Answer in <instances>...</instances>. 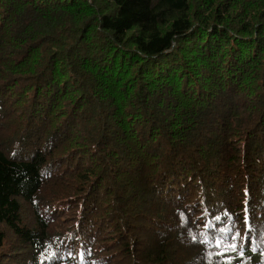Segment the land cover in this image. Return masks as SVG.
Instances as JSON below:
<instances>
[{
  "label": "trees",
  "instance_id": "16d2710c",
  "mask_svg": "<svg viewBox=\"0 0 264 264\" xmlns=\"http://www.w3.org/2000/svg\"><path fill=\"white\" fill-rule=\"evenodd\" d=\"M196 262L264 264V0H0V264Z\"/></svg>",
  "mask_w": 264,
  "mask_h": 264
},
{
  "label": "rangeland",
  "instance_id": "374dc122",
  "mask_svg": "<svg viewBox=\"0 0 264 264\" xmlns=\"http://www.w3.org/2000/svg\"><path fill=\"white\" fill-rule=\"evenodd\" d=\"M30 220H31L30 218L27 219V221H30ZM62 221H63V220H62ZM31 223H32V222H31ZM135 246H136V245H135ZM5 247H6V245H5V246L3 247V249L1 250L2 254H4L3 256H5V254L8 253V252L10 251L8 248H5ZM181 252L184 253L183 250H181ZM184 254H185V253H184ZM195 264H202V263L196 262Z\"/></svg>",
  "mask_w": 264,
  "mask_h": 264
},
{
  "label": "snow or ice",
  "instance_id": "6c2138e0",
  "mask_svg": "<svg viewBox=\"0 0 264 264\" xmlns=\"http://www.w3.org/2000/svg\"><path fill=\"white\" fill-rule=\"evenodd\" d=\"M231 247H232L233 249H235L236 245H231Z\"/></svg>",
  "mask_w": 264,
  "mask_h": 264
}]
</instances>
